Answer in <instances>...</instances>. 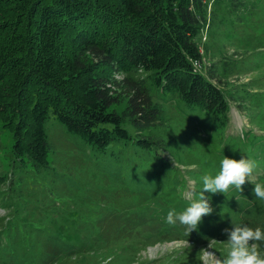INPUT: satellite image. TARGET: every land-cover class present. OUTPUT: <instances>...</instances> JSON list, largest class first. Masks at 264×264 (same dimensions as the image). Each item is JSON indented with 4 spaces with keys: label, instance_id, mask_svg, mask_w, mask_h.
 Returning a JSON list of instances; mask_svg holds the SVG:
<instances>
[{
    "label": "trees",
    "instance_id": "obj_1",
    "mask_svg": "<svg viewBox=\"0 0 264 264\" xmlns=\"http://www.w3.org/2000/svg\"><path fill=\"white\" fill-rule=\"evenodd\" d=\"M205 1L0 0V127L11 131L8 163L47 166L44 123L49 113L95 151L103 152L118 140L145 150L152 148V141L142 133L160 118V108L151 104L145 83L119 91L114 73L143 72L148 85L168 98L176 96L184 105L198 108L216 128L223 129L228 123L229 104L214 79L226 61L213 59L218 53L208 51L209 61L202 71V55L195 41L203 24H210L212 18ZM222 4L228 6L225 13L240 10L239 15L247 10L246 0H224ZM254 12V19H258L259 12ZM256 52L253 57L261 61L263 51ZM250 67L258 70L256 63ZM228 94L239 98L238 106L245 105L250 94L254 102L264 104V88L251 91L241 86ZM123 97L126 101L120 112L109 108ZM251 109L255 111L246 113L249 125L263 131L264 106ZM124 120L135 134L124 128ZM245 133L264 151V135ZM258 158L261 160L255 169L264 170V153ZM214 171L209 175L218 173ZM204 175L189 174L191 192L202 189ZM258 181L264 184V176ZM255 183L245 182L240 196L234 186L223 194L204 193L213 211L203 216L197 230L188 236L179 222L159 223L171 209L182 212L189 205L188 198L182 197L185 203L180 207L156 206L159 209L153 208L154 214L148 211L151 207H145L142 215L147 218L140 221L158 226L154 231L158 237L189 240L192 257L181 262L174 259L173 264H200L202 247L227 238L223 230L232 223L241 225L251 210H264V200L255 198L252 191ZM215 252L220 258L226 253Z\"/></svg>",
    "mask_w": 264,
    "mask_h": 264
},
{
    "label": "rangeland",
    "instance_id": "obj_2",
    "mask_svg": "<svg viewBox=\"0 0 264 264\" xmlns=\"http://www.w3.org/2000/svg\"><path fill=\"white\" fill-rule=\"evenodd\" d=\"M220 1H205L212 18L195 41L202 71L209 52L218 53L213 59L226 61L214 79L229 104L223 129L216 128L198 108L148 85L149 79L140 71L114 73L113 77L119 91L145 83L151 104L160 108V118L142 133L152 141L148 150L118 140L103 152L95 151L49 113L44 123L47 166L19 167L8 163L11 131L0 127V264H103L108 257H112L111 264H173L174 259L181 262L192 257V246L177 249L176 242L183 240L158 237L154 232L158 226L140 221L147 218L143 208L151 207L148 211L154 214L153 208L158 210L156 206L163 203L180 207L192 191L189 174L218 172L223 156L236 160L244 156L257 165L258 155L264 153L245 133L264 135V130L249 125L246 114L264 104L254 102L250 94L246 104L238 106L239 98L228 94L241 86L251 91L264 88V57L258 62L253 57L259 50L264 56V0H246L247 10L239 15L240 10L225 13L228 6ZM255 10L258 19H254ZM255 63L258 70L252 71ZM125 101L123 97L109 108L120 112ZM122 125L135 134L128 121ZM262 176L264 170L259 167L249 180L258 183ZM241 225L264 231V210H251ZM226 239L217 238L202 248L209 245L210 250L223 253ZM255 243L264 257V241Z\"/></svg>",
    "mask_w": 264,
    "mask_h": 264
},
{
    "label": "clouds",
    "instance_id": "obj_3",
    "mask_svg": "<svg viewBox=\"0 0 264 264\" xmlns=\"http://www.w3.org/2000/svg\"><path fill=\"white\" fill-rule=\"evenodd\" d=\"M256 161L244 156L239 159H232L226 156L220 161V169L216 175H204L201 177L202 189L199 192L193 190L188 195L189 205L177 213L175 209L168 211L165 222L175 225L179 222L185 226V235L197 230L202 217L210 215L213 211L210 206V198L204 193H226L230 187L234 186L238 191H242V185L252 176L256 168ZM255 198L264 200V184L255 183L253 187ZM224 233L227 239L226 253L223 258L217 257L215 252L207 248H202L200 254V264H264V257L258 251L256 241H264V231L259 227L253 229L247 225L232 223L231 228H225ZM215 241V240H213ZM177 249L191 247L188 240L177 241ZM112 257H108L103 264H111Z\"/></svg>",
    "mask_w": 264,
    "mask_h": 264
}]
</instances>
